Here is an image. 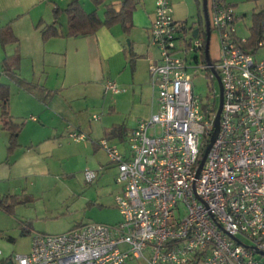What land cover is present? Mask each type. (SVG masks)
I'll return each instance as SVG.
<instances>
[{"label":"built area","instance_id":"obj_1","mask_svg":"<svg viewBox=\"0 0 264 264\" xmlns=\"http://www.w3.org/2000/svg\"><path fill=\"white\" fill-rule=\"evenodd\" d=\"M208 1L219 61L205 60L206 31L194 36L199 26L176 21L173 0H157L149 41L159 52L150 69L158 110L128 137V156L100 143L118 169L122 220L36 233L31 251L8 264H264V34L249 50L235 8ZM191 71L211 82L206 99ZM105 90L121 92L113 82ZM221 97L218 136L202 167ZM84 177L97 179L90 170Z\"/></svg>","mask_w":264,"mask_h":264},{"label":"crops","instance_id":"obj_2","mask_svg":"<svg viewBox=\"0 0 264 264\" xmlns=\"http://www.w3.org/2000/svg\"><path fill=\"white\" fill-rule=\"evenodd\" d=\"M73 1L0 0V29L10 26L18 39L17 43L5 47L0 42V84L9 86L11 92L6 105L9 118H3L5 105L0 103V199L16 196L25 205L35 197L36 191L46 193L52 187L57 188L62 178L72 177L75 170L68 168L77 159V169L83 168L80 160L97 159V164L87 166L99 173H109L115 168L116 178L118 169L109 157L99 160L102 152L108 156L100 145L101 141L107 140L128 156V137L141 121L150 119L158 110L157 91L152 86L150 69L159 61V52L150 46L149 41L157 0L136 1L129 33L118 24L112 28L103 27L93 35L68 37L66 9ZM123 1L107 0L102 5L104 14L101 16L99 10H88L86 1L79 0L87 13L96 11L102 20L108 5L120 11ZM226 1L237 11L239 1L244 0ZM248 1L255 4L253 14L264 11V0ZM173 2L176 21L199 22L200 10L195 0L190 11L187 9L188 0ZM55 8L61 11L57 21ZM208 10L210 14L209 1ZM237 19L236 27L242 17L237 15ZM52 25L59 30L60 36L45 41L42 31ZM250 28L248 37H240L236 28L239 37L249 39ZM261 53L264 50L259 55ZM15 55L21 57L19 77L42 90L38 95L40 98L2 74L4 60ZM259 58H264V54ZM110 82L117 84L121 90L119 94L106 92L105 86ZM7 121L22 124L17 135L18 147L10 155L7 151L10 132L4 128ZM113 127L121 130L107 139L105 132ZM74 133L84 134L86 139L76 143L71 138ZM120 191L121 187L115 192L114 200ZM89 203L91 206L105 205L93 200ZM19 208H15L16 212ZM93 211L88 212L91 218ZM0 214L9 216L1 210ZM17 214H14L15 218H18ZM18 221H22L23 236L31 239L29 247L26 251L12 250L6 255L0 251V262L8 264L15 255L28 254L33 236L47 234L35 231L32 223ZM8 240L16 242L11 236Z\"/></svg>","mask_w":264,"mask_h":264},{"label":"rangeland","instance_id":"obj_3","mask_svg":"<svg viewBox=\"0 0 264 264\" xmlns=\"http://www.w3.org/2000/svg\"><path fill=\"white\" fill-rule=\"evenodd\" d=\"M85 1L88 10L97 9L99 10L101 16H103V4L97 5L93 0H84V3ZM252 2L253 1L249 2L248 0H244L239 1L238 3V10L236 11V14L241 16L242 19L236 28H238L240 37L249 36L248 28L251 27V19L253 15L252 7L255 6V4L252 5L254 3ZM193 3L194 0H188L187 9L189 11L193 9ZM193 22L194 21H189V25ZM209 52L210 58L213 62L219 61L221 57L220 42L218 34L215 31L211 34ZM263 54L264 53H261L259 57L263 56ZM191 74L193 75L196 94L201 96L203 99H206L210 92L208 85L211 84V82L205 78L204 72L200 71L193 73V71H191ZM214 87L217 94L220 95V86L217 81L215 82ZM107 157L108 156L102 152V156L99 160L103 161L108 159ZM80 161V163L83 164V168H76V165L79 164V159H77V161H73L71 163L72 166L68 168L75 170L72 177L62 178L61 183L57 188L52 187L46 193H37L36 191L34 193L35 197H32L34 198L33 200L30 198L29 201H27L28 203H25V205H19L20 208L18 212L15 210V215L18 213V218H15V215L8 216L0 214V251L2 253L6 255L12 250L15 252L23 250L26 251L29 247L31 239L29 236H23L24 234L22 231L24 228L20 225L22 221H18V219H21L23 222H27L28 224L32 223L35 231L47 234H62L81 223L97 222L115 225L122 220V217L113 202L115 192L121 187L116 184L115 168H112V172L110 171L109 173H99V171L96 170L97 179L92 184H89L85 181L84 173L88 170L95 172V170H93L92 167L90 168V166L97 164L98 160L90 158L89 160L84 159V162L82 160ZM89 163L90 166H87ZM90 200L98 202L97 204L102 203L105 205L90 206ZM92 210L94 211L92 212L93 217L91 218V216H88V212H91ZM9 236L14 237L16 242L12 243L9 241ZM243 241L248 243L244 239Z\"/></svg>","mask_w":264,"mask_h":264},{"label":"trees","instance_id":"obj_4","mask_svg":"<svg viewBox=\"0 0 264 264\" xmlns=\"http://www.w3.org/2000/svg\"><path fill=\"white\" fill-rule=\"evenodd\" d=\"M97 5L104 4L107 0H93ZM137 0H124L120 11H117L113 6L108 5L104 19L102 20L98 13L92 12L87 13L79 0L73 1L68 8L66 13L68 15V37H78L93 35L98 32L101 28H112L115 25H122L125 32L129 33L132 27V14L137 8ZM140 1V0H138ZM197 6L200 10L199 13V27L200 30L205 31V23L203 16V3L202 0H195ZM61 11L58 8L54 9L55 20L57 21L60 16ZM264 34V11L254 13L252 16V27L250 28V38L248 39V44L246 47L250 50L256 47L257 43L261 40ZM60 36L59 30L55 25L47 26L42 31V37L45 41L52 38ZM0 42L3 47L8 44L17 43L18 39L13 34L10 26L0 29ZM132 57H134L132 55ZM21 67V57L19 55L8 57L4 60L1 71L2 74L8 77L12 82L17 84L22 89L27 92L37 96L42 91L37 87L31 85L26 80L19 77L18 72ZM10 88L7 85L0 84V103L5 105L3 118H9V113L7 112L6 105L10 99ZM4 128L10 132V140L8 144V154H12L13 151L18 147L17 135L22 129V124H14L11 121H7ZM120 127H113L110 131L105 132V137L111 139L117 131H120ZM23 202L19 201L16 196H6L0 199V210L4 211L9 215L15 214V208L22 205ZM91 206V204H89ZM0 264H7L6 261H1Z\"/></svg>","mask_w":264,"mask_h":264},{"label":"water","instance_id":"obj_5","mask_svg":"<svg viewBox=\"0 0 264 264\" xmlns=\"http://www.w3.org/2000/svg\"><path fill=\"white\" fill-rule=\"evenodd\" d=\"M202 3H203V16H204V23H205L204 27H205V31H206V35H207L206 47H205V60H206L208 65H212L213 63H212V60L210 58V52H209L212 31H211L210 17H209V10H208V0H202ZM194 25L199 26L200 24H199V22L192 23V26H194ZM199 29H200V27H198V29H196L194 31V36H197ZM218 81H219V85H220L221 92H222V85H221V81L219 78H218ZM222 105H223V97H221V100H220V106H219V110H218V114H217V118H216V122H215V132H214L213 137L211 139V144L209 145V147L205 153L204 159L202 161V167L206 161L207 155H208L212 145L215 143L217 136H218L220 115L222 112Z\"/></svg>","mask_w":264,"mask_h":264}]
</instances>
